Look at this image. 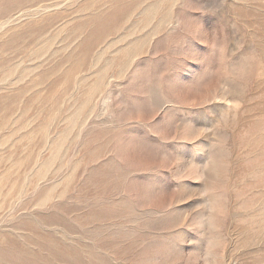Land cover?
<instances>
[{"label":"rangeland","instance_id":"rangeland-1","mask_svg":"<svg viewBox=\"0 0 264 264\" xmlns=\"http://www.w3.org/2000/svg\"><path fill=\"white\" fill-rule=\"evenodd\" d=\"M6 1L0 264H264V0Z\"/></svg>","mask_w":264,"mask_h":264},{"label":"bare ground","instance_id":"bare-ground-1","mask_svg":"<svg viewBox=\"0 0 264 264\" xmlns=\"http://www.w3.org/2000/svg\"><path fill=\"white\" fill-rule=\"evenodd\" d=\"M5 2V1H4ZM13 4V3H12ZM10 4L9 1H6V4L4 3L2 6H0V17L1 16H7L8 12H9V6L12 5ZM2 18V17H1ZM99 20V19H97ZM103 33V29H101V34H99V32H97V30L93 31L87 38L86 43H85V47H83V51L89 50L92 46V44L101 39V35ZM18 37V36H17ZM13 38L11 40V42L9 43H5L4 45H2L1 47L3 49H10L12 47V45L14 44V46H16L15 50L16 51H20L22 53H24L23 49L19 47V45L22 43V41L19 38ZM28 47H30V45H28ZM88 48V49H86Z\"/></svg>","mask_w":264,"mask_h":264}]
</instances>
